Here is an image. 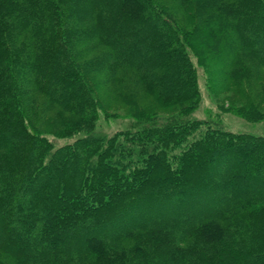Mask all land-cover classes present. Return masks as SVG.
Listing matches in <instances>:
<instances>
[{
  "label": "trees",
  "instance_id": "16d2710c",
  "mask_svg": "<svg viewBox=\"0 0 264 264\" xmlns=\"http://www.w3.org/2000/svg\"><path fill=\"white\" fill-rule=\"evenodd\" d=\"M131 1L0 0V264H264V136L193 118L199 42L155 0ZM180 2L233 86L251 61L264 67V0ZM82 40L107 49L100 69L133 71L183 108L99 133ZM31 86L75 119L42 133L20 98ZM76 134L59 148L46 138Z\"/></svg>",
  "mask_w": 264,
  "mask_h": 264
},
{
  "label": "rangeland",
  "instance_id": "374dc122",
  "mask_svg": "<svg viewBox=\"0 0 264 264\" xmlns=\"http://www.w3.org/2000/svg\"><path fill=\"white\" fill-rule=\"evenodd\" d=\"M155 1L166 9L168 15L181 26L186 35L194 37V40L199 42L197 44L200 49H197L196 54L202 57V64L200 65L199 60L190 55L191 63L197 70L196 83L200 98L199 103L195 107L193 118L220 122L225 130L233 133L264 136V67L251 61L247 64L249 70L246 71L245 78L242 79L240 84L233 86L228 77H223L220 74L222 70L220 62L224 58L214 51L211 50V52L209 50L208 52L204 48V43L201 40L209 39L207 32L203 31L202 33L200 31L202 24H199L190 11L185 9L183 3L180 0ZM131 2H134V0ZM87 24L86 22L83 23V25ZM88 42L79 41L73 47V53H75L73 55L76 57L78 65L85 66L91 70L94 68L95 70L93 71L94 77L91 80H93L97 88L99 87L98 94L101 98V105L104 108V111L98 113V119L95 122V129L99 133L110 136L116 132L125 131L133 123L130 118L133 116L167 115L183 108V105L180 104L170 108L162 106L163 104L154 98L153 95L146 93L142 84L137 83L136 74L133 71L117 72L114 75H110L106 69L102 67L100 69L97 61L101 55L99 53L107 49L96 42ZM205 69L207 71L210 70L213 74L210 83L208 82V75ZM134 81L136 84H134ZM247 82L249 87L246 86ZM112 83L113 85L116 84L117 87L120 86L123 90H127V95L122 97L119 94H112ZM30 88L29 93L31 92V94L29 96L21 95L20 98L22 102L28 103L29 119L42 133L50 134L55 129L61 128L64 121L75 119L74 117H69L66 113L58 114L54 107H47L44 102L45 99L39 93H36V89L33 86ZM248 117H254L256 122H248L251 121ZM81 136L82 134H76L59 138L47 135L46 138L54 148H59Z\"/></svg>",
  "mask_w": 264,
  "mask_h": 264
}]
</instances>
